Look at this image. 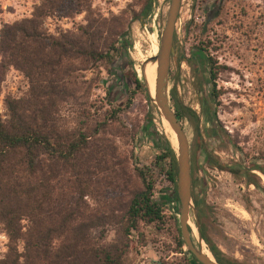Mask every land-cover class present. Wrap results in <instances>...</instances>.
Instances as JSON below:
<instances>
[{
  "label": "rangeland",
  "instance_id": "374dc122",
  "mask_svg": "<svg viewBox=\"0 0 264 264\" xmlns=\"http://www.w3.org/2000/svg\"><path fill=\"white\" fill-rule=\"evenodd\" d=\"M54 1L62 4L42 21V28L50 34L73 30L83 24L88 12L122 33V47L108 71L100 63L73 76L80 86L89 83L92 87L88 96L86 93V102L94 104L89 114L96 117L105 110L120 109L111 127L114 136L110 137L116 153L129 159L130 169L149 168L158 153L155 142L150 137L138 141L135 138L146 119L156 134H163V128L153 102H146L142 92H129L133 78L144 84L140 74L151 80L155 68L152 59L158 50L168 0H152L150 11L141 19L135 16L143 0ZM40 2L0 0V25L28 18ZM173 32V45L183 58L198 46L205 48L200 58L206 56L214 61L216 73L214 82L207 83L208 71L201 63L196 76L184 65L180 68L173 63L172 68L176 66L183 76V87L174 88L170 80L167 82V93L174 89L184 117L181 123L190 145L189 166L193 173L190 192L199 195L203 213L202 218L196 215L191 200L188 221L196 232L193 240L188 226L192 245L197 251V242L207 249L200 240L201 229L226 260L264 264V0H180ZM211 85L215 90L213 98L208 97ZM27 87L22 74L8 68L0 84L1 116L5 111L3 99L19 98ZM128 96L129 103L125 105ZM200 103L203 113L198 111ZM213 125L217 128L210 129ZM199 146L206 148L216 167L199 160ZM151 174L152 196H167L169 184L155 170ZM83 199L89 206L92 204L89 198ZM171 213L170 207L162 209L163 223L157 229L139 223L141 239L130 231L126 264H154L159 258L184 262L186 256L174 252L176 232L168 218ZM114 228L104 225L92 236L109 243ZM5 244L0 229V258Z\"/></svg>",
  "mask_w": 264,
  "mask_h": 264
},
{
  "label": "trees",
  "instance_id": "16d2710c",
  "mask_svg": "<svg viewBox=\"0 0 264 264\" xmlns=\"http://www.w3.org/2000/svg\"><path fill=\"white\" fill-rule=\"evenodd\" d=\"M60 4L41 0L28 18L0 25V84L10 67L28 84L19 98L3 99L5 111L0 115V229L6 238L0 264H126L130 231L141 239L139 223L157 229L164 207L172 212L168 218L176 232L174 252L186 256L181 264H198L176 228L174 154L164 130L166 138L146 119L134 138L150 137L158 153L149 168L130 169L129 159L116 153L110 139L120 109L89 114L94 104L86 102V93L92 87L80 86L73 76L100 63L108 71L122 47V33L88 12L73 30L50 34L42 21ZM151 4L143 0L135 17L143 18ZM206 67L211 73V60ZM140 75L146 87L133 78L129 93L142 92L150 102V79ZM169 101L177 119L183 120L172 92ZM204 163L217 166L214 161ZM153 170L169 184L165 197L152 196ZM189 174L192 187L191 166ZM190 194L202 218L200 198ZM84 197L92 201L90 206ZM104 225L115 226L113 239L105 244L92 236ZM199 235L216 264H241L226 260L201 229ZM154 264L180 263L159 258Z\"/></svg>",
  "mask_w": 264,
  "mask_h": 264
},
{
  "label": "water",
  "instance_id": "95a60500",
  "mask_svg": "<svg viewBox=\"0 0 264 264\" xmlns=\"http://www.w3.org/2000/svg\"><path fill=\"white\" fill-rule=\"evenodd\" d=\"M179 3L180 0H168L164 22L159 33L158 50L152 59V63H155L153 98L150 97L148 92L147 94L176 139L175 149L172 148L169 142L168 144L174 154V193L178 206L176 224L179 238L184 248L198 264H216L211 255L210 260L193 247L187 230L188 212L191 201L188 144L181 123L169 105L167 93V71L169 56L172 54V36Z\"/></svg>",
  "mask_w": 264,
  "mask_h": 264
},
{
  "label": "flooded vegetation",
  "instance_id": "af4514ba",
  "mask_svg": "<svg viewBox=\"0 0 264 264\" xmlns=\"http://www.w3.org/2000/svg\"><path fill=\"white\" fill-rule=\"evenodd\" d=\"M173 34H174V32H173ZM172 40H173V36H172ZM200 51H201L200 48H198V47L194 48L193 50L189 51L186 54L187 58L185 59V58H183V56H181V53L177 52L176 48L174 47V45L172 43V54L169 56V66H168V71H167V82H168V80H170L172 82V86L174 88H178L179 85H181V87H183V81L180 79V77H183V76L178 74L176 66L174 67V69L172 68L173 67L172 66L173 63H175L180 68H182V66L184 65L188 69V71L192 72V74L194 76H196L198 74V67H200V63L205 68H207L206 67L207 61H210L211 59L208 60L206 58V56H205L204 59L202 60L200 58V55H199ZM200 59L202 60V62H200L201 61ZM214 65H215V62L211 60V66L213 67ZM214 70H215V68L213 67V69L211 70V73L206 72L207 83H209V82L213 83L214 82V76L216 75V73L213 74ZM212 87H213V85H211V87L209 89V92H208V97H210V98H213L215 96V90ZM170 92L173 93V96L175 98V94H174V89L173 88L169 89L168 98H169V93ZM175 100H176V98H175ZM176 104H177V109H178L179 113L181 114L180 107H179L177 101H176ZM198 108H199L198 111H200V113H203L204 108L201 107V103L198 105ZM172 110H173V108H172ZM183 119H184V117H183ZM181 121H180V123H181ZM181 127H182V130L184 132V126L182 125V123H181ZM193 127H194V129L196 131L197 130L196 129L197 126L194 125ZM216 128H217V125L210 126V129H216ZM184 135H185V132H184ZM185 137H186V135H185ZM186 140H187V138H186ZM187 144H188V152H189L190 145L188 143V140H187ZM198 152H199L198 157H199V160L201 162H206V160H208V161L212 160V158L210 156V153L206 150V148L204 146H199L198 147ZM195 195L197 196V198H199L198 194H195ZM197 249H198V247H197Z\"/></svg>",
  "mask_w": 264,
  "mask_h": 264
},
{
  "label": "bare ground",
  "instance_id": "6f19581e",
  "mask_svg": "<svg viewBox=\"0 0 264 264\" xmlns=\"http://www.w3.org/2000/svg\"><path fill=\"white\" fill-rule=\"evenodd\" d=\"M154 73L155 71L153 72L152 74V77H151V80H150V85H149V95L151 98H153V82H154ZM158 115H159V122L160 124L162 125L163 127V130L172 146V148H176V139H175V136L173 134V132L171 131V129L169 128L168 124L166 123V121L164 120V118L159 114V112L157 111ZM189 228H190V232L192 234V237H193V240H195L196 238V232H195V229L194 227L189 223V221L187 222ZM197 247L200 251V253L204 256H206L208 259L211 260V256L210 254L208 253L207 249L205 247H203V245L201 243H198L197 242Z\"/></svg>",
  "mask_w": 264,
  "mask_h": 264
}]
</instances>
